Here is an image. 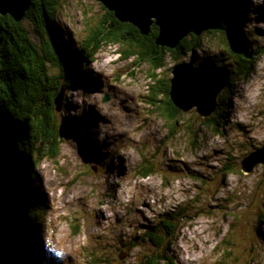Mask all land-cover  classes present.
Returning a JSON list of instances; mask_svg holds the SVG:
<instances>
[{
  "label": "rangeland",
  "instance_id": "1",
  "mask_svg": "<svg viewBox=\"0 0 264 264\" xmlns=\"http://www.w3.org/2000/svg\"><path fill=\"white\" fill-rule=\"evenodd\" d=\"M60 5L56 21L78 48L107 12L97 0ZM217 7L227 19L236 14L234 7ZM23 25L40 45L33 24L25 19ZM240 25L252 43L254 68L247 79L235 74L220 113L203 119L196 109L182 112L189 126L203 131L198 138L188 125L169 138L157 113L152 75L172 79L169 56L155 71L140 55L125 58L129 43L103 48L57 112L59 156L37 168L45 228L26 232V256L14 254L2 264H140L155 251L144 240L147 231L172 219L180 227L169 254L177 264H264V166L251 174L241 168L264 146V0H247ZM222 41L220 32L210 38L195 65L224 56ZM207 120L213 127H204ZM148 168L153 173L146 177Z\"/></svg>",
  "mask_w": 264,
  "mask_h": 264
},
{
  "label": "trees",
  "instance_id": "2",
  "mask_svg": "<svg viewBox=\"0 0 264 264\" xmlns=\"http://www.w3.org/2000/svg\"><path fill=\"white\" fill-rule=\"evenodd\" d=\"M217 5L227 9L234 7L236 14L232 20L235 23L231 25L232 20H228L217 7V14L225 21L230 34L220 32L222 45L225 47L222 51L224 56L219 57L216 62L205 61L204 64L234 70L227 91L235 74L244 79L250 76L254 68L251 61L254 56L249 51L252 46L249 34L240 25L247 0H217ZM60 6V0H33L25 19L35 27L40 45L34 44L23 21L17 23L11 16L0 15L3 39L0 46V125L6 135L9 158L5 168L7 197L2 247L4 261L11 260L14 254L26 256L28 246L31 245L30 234L26 236V232L32 228H45L48 212L44 209L45 204L40 198L39 190L35 188L37 168L44 160L59 156L62 123L58 119L55 102L61 91L65 88L69 94L85 80L84 69L96 61L104 47L119 45L121 42L129 43L132 51L125 53V58L140 55V59L147 62L151 69L161 71L167 56L175 65L179 64L191 54L195 57L198 52L207 48L205 44L210 38L219 35L217 31L207 32V39L191 35L176 50H170L157 45L160 35L158 27L153 26L151 34L146 37L133 25L120 23L114 13L107 11L100 28L92 31L78 48L56 21ZM262 50L261 55H264V48ZM261 55H257V58H261ZM152 77L157 80L156 89L154 87L152 90L157 96L156 103L159 104L157 113L170 129L169 138L176 135L179 127L187 125L190 132H194V136L198 138L203 133L201 128L196 132L189 126L188 120L171 100V80L164 82L160 75ZM223 96H220L219 107L214 114L219 111ZM231 96L234 97L235 94L231 93ZM220 117L224 120L223 112ZM209 123L210 120L205 121L204 127H213ZM223 124L220 121L216 125L217 129ZM227 171L229 174L233 170L229 168ZM152 173L151 168L144 170L146 177ZM16 180L18 182L12 188ZM179 231L176 219L151 227L144 240L155 251L140 264H177L176 259L169 254Z\"/></svg>",
  "mask_w": 264,
  "mask_h": 264
},
{
  "label": "water",
  "instance_id": "3",
  "mask_svg": "<svg viewBox=\"0 0 264 264\" xmlns=\"http://www.w3.org/2000/svg\"><path fill=\"white\" fill-rule=\"evenodd\" d=\"M107 11L114 13L123 24H131L143 36L151 34L152 27L160 29L157 45L176 50L182 41L191 35L197 37L210 31L230 34L225 21L217 14V0H97ZM33 0H0V15L11 16L20 23L25 20ZM3 43L0 30V46ZM170 97L177 109L197 114L208 119L219 107L222 93L229 87L233 77L230 67L212 64L196 66L194 58L189 63L174 66ZM66 89L56 99L57 112L65 104ZM110 100L109 96L105 101ZM7 139L0 126V264L3 262L4 212L6 208ZM264 166V146L249 154L241 163L242 172L251 174L255 168ZM126 256V254H124ZM120 259H124L123 256Z\"/></svg>",
  "mask_w": 264,
  "mask_h": 264
},
{
  "label": "bare ground",
  "instance_id": "4",
  "mask_svg": "<svg viewBox=\"0 0 264 264\" xmlns=\"http://www.w3.org/2000/svg\"><path fill=\"white\" fill-rule=\"evenodd\" d=\"M1 126V125H0Z\"/></svg>",
  "mask_w": 264,
  "mask_h": 264
}]
</instances>
